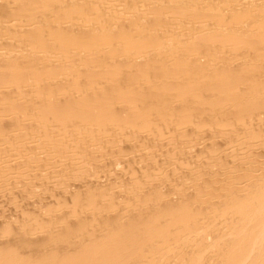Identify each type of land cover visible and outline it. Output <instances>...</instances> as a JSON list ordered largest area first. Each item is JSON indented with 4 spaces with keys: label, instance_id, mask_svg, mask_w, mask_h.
<instances>
[{
    "label": "bare ground",
    "instance_id": "obj_1",
    "mask_svg": "<svg viewBox=\"0 0 264 264\" xmlns=\"http://www.w3.org/2000/svg\"><path fill=\"white\" fill-rule=\"evenodd\" d=\"M2 32L0 202L81 183L1 213L0 264H264V0H0ZM183 136L186 187L101 183Z\"/></svg>",
    "mask_w": 264,
    "mask_h": 264
},
{
    "label": "rangeland",
    "instance_id": "obj_2",
    "mask_svg": "<svg viewBox=\"0 0 264 264\" xmlns=\"http://www.w3.org/2000/svg\"><path fill=\"white\" fill-rule=\"evenodd\" d=\"M1 34H3V37H2V35H1V37H0V42H1V38H2V40H4V39H9L8 41L10 42V38H11V37L9 38V37L7 36V35H8L7 33H6L7 38H6V36H4L5 32H4V33L2 32ZM3 38H4V39H3ZM15 38H16V37H15ZM15 38L12 37V39H11L12 42L14 41ZM16 39H17V38H16ZM4 41H5V40H4ZM8 41H7V42H8ZM2 42H3V41H2ZM2 42L0 43V48L2 47V49H4V48H5V45L7 44V42H4L5 45H4V43H2ZM9 42H8V44H7V47H8V45H9ZM12 42H10V43H12ZM14 42H15V41H14ZM14 42H13V43H14ZM15 43H16V42H15ZM18 43H19V42H18ZM1 44H3L4 47L1 46ZM183 137H184V136H183ZM183 137L180 138V140L182 139V141H180L179 145H178V144L176 145V146H180V149H181V147H183L184 149L188 147V145H187V146H186L185 144L182 145V143H184L183 141H186V137H184L185 140L183 139ZM181 142H182V143H181ZM142 145L144 146L145 144H142ZM146 145H147V147H150V144H146ZM181 145H182V146H181ZM143 146H142V148H143ZM184 146H185V147H184ZM127 148H128V147H127ZM127 148L125 147V150L123 149V150H124V153H125V151H126V153H128L129 148H128V149H127ZM140 148H141V146H140ZM142 148L139 149V147H136V148H133V149H137V150H135V152H133V150H132V152H131V151H129V152H131L130 154H133V153L135 154L136 152H138V153L140 152V154H143V153H144V154L142 155V156H144L146 153L149 152V151H148V152L145 153V151H146V150H149V148H148V149H145L146 146H144V149H142ZM176 148H177V147H176ZM150 149H153V150H151V152L153 151L152 153L149 152V155H150V156H153V155H154L153 157H151V158H153V159L148 158L149 156L146 157V156L148 155V154H146V156H144V157H145V158H144L145 162H143L144 160H143V158H142V160H140V161H137L138 159H137V160L135 159L137 162H140V163H138L139 165L136 163V165L133 164V167H132L131 165H132L133 162L130 163V164H131L130 166L133 168V169H132V168H131V169L134 171V173H133L132 170H128L129 167H130L129 164L126 165V163H122V162H121V164L119 163V164H116V165H114L115 163H114V164H113V163H112V164L108 163L110 166H108V164L106 163L105 165H103V166H105V167H103V166H99V167H101V168H102V167H103V168H106V170H105L106 172H104V173H102V171H103L104 169L99 170V173H100V171H101V173H102V174L100 173V175L98 174V169H101V168L97 167L98 165H94L96 168H98L97 170H96V168H94V167H93V168L91 167V168L94 169L95 171H97L96 173H97V175H99V177L102 175V176H101V179H102L103 181L101 180V183L104 182V183L106 184V182H107V185H105V184L103 183V184L105 185V187H106V186H109V189H110L111 187H112V188H111L112 190L114 189L112 192L117 193L116 196H117L118 198H116V200L118 199V201H119V199H120V203H124V202H121V201L123 200L122 197L124 198L125 195H124V196H123V195H122V196L120 195V198H119L118 195H119V194H123V192L125 191L126 187L129 185L130 180H131L132 178H134V177H135V178L137 177L136 179H138V177H139L140 181H141V179H142V181H143V180L145 181V178H144V177H145L146 175H148L149 173H151L150 171H152V170H154V171L157 173V174H156V173L154 172V174H156V175H160L161 178L164 177L165 173H166V175H168V174H169V175H172V176H170V177H169V175H168V176H165L167 179L164 178V180H166L167 183L170 182V184H171V185H174V186H175V184L177 183L178 185H176V187H178V186L186 187V186H184V185H187V184L190 183V181H188V179H186V177H185V175H186V170H188L189 167H190V165H189V164H190V163H189L190 160H189L188 157H187L188 154L185 155V154L182 152V151H186V150L181 149V150L178 152V149H174V150L171 149L172 152H169V153H171V156H173L172 154L175 153L176 155H174V156H175L174 158H176V157L178 156L176 159H174V160H176L178 163H177L176 161H172V162H174V163H172L171 165H173V164H174V165H173V166H170V165H169V166L167 167V163H166L167 161H165V160H166V158H168V156H170L168 153H167L168 155L165 153V152L167 151V150H165V149H167V148H164V149L162 148L160 151H158V150L154 151V150H155L154 147H152V148L150 147ZM159 149H160V148H159ZM142 150H143V151L145 150V151L143 152ZM164 150H165V151H164ZM209 150H210V149H209ZM209 150H208V151H209ZM162 151H163V152H162ZM169 151H170V150H169ZM167 152H168V151H167ZM177 152H178V153H177ZM180 152H182V153H180ZM206 152H207V149L204 151V153L206 154ZM138 153H137V154H138ZM154 153H155V154H154ZM156 153H157V154H156ZM185 153H187V151H186ZM134 154H133V155H134ZM152 154H153V155H152ZM161 154H162V155H161ZM164 154H165V155H164ZM179 154H180V156H179ZM181 154L184 155V156H182ZM205 154H202V155L205 156ZM207 154H208V152H207ZM207 154H206V156H207ZM209 154H210V151H209ZM125 155H129V154H125ZM166 155H167V157H166ZM200 155H201V154H200ZM163 156H164V157H163ZM161 157H162V159H161ZM180 157H182V160H181ZM183 157H184V158H183ZM185 157H187V158H185ZM135 158H137V156H135ZM138 158H140V157H138ZM147 158H148V159H147ZM155 159H156V160H155ZM157 159H158V161H157ZM163 159H165V160H163ZM177 159H179V160H177ZM186 159H187V160H186ZM152 160H155V161H152ZM162 160H163V161H162ZM188 160H189V161H188ZM136 161H134V162H136ZM141 161H142L143 163H141ZM146 161H147V162H146ZM156 161H157V162H156ZM155 162H156V163H155ZM145 163H147L148 165L145 164ZM153 163H154V164H153ZM160 163H161V164H160ZM186 163L189 165V167H188V165H187ZM140 164H141V166H140ZM165 164H166V165H165ZM169 164H170V163H169ZM106 165H107V166H106ZM119 165H120V166L122 165V166L120 167ZM124 165L127 166V168H126ZM137 165H138L139 167H138ZM143 165L148 166V167H146L147 170H146V168H144L145 166H143ZM161 165H162V166H161ZM206 165H207L208 168H209V166H211V165H209V164H206ZM206 165H205V167H206ZM208 165H209V166H208ZM134 166H135V167H134ZM150 166L153 167V168H151ZM212 166H214L213 169H215V164L212 165ZM88 167H89V166H87V169L85 168L87 171H89L88 169H90V168H88ZM107 167H108L109 169H108ZM115 167H116L117 169H116ZM122 167H123V168H122ZM140 167H141V168H140ZM158 167H159L160 170L157 169ZM164 167H165V168H164ZM207 167H206V168H207ZM110 168H111L112 170H111ZM118 168H119V169H118ZM134 168H135V170H134ZM137 168H138V169H137ZM139 168H140V171H141L142 173H140ZM162 168H164V169H162ZM173 168H174V170H172ZM186 168H187V169H186ZM136 169H137V170H136ZM149 169H150V171H149ZM169 169H170V171H169ZM180 169H181V170H180ZM68 170H69V169H68ZM68 170H67V171H68ZM86 170H84V171H86ZM90 170H91V169H90ZM107 170H108V171H107ZM109 170H110V171H109ZM114 170H115V171H114ZM126 170H127V172H128V171H129V172L131 171V173H129V172L127 173ZM145 170H146V171H149L148 174H147V172H145L146 175H145V173H143ZM164 170H165V171H168V174H167V172H165ZM176 170H178V171L176 172L177 174L174 173ZM67 171H64V173H66ZM70 171H73V170H69V172H67L66 175H70V173L72 174V172H70ZM78 171H79V170H78ZM78 171H77V172H78ZM92 171H93V170H92ZM112 171H113V172H112ZM118 171H119V172H118ZM124 171H125L126 173H124ZM135 171H136V172H135ZM157 171H159V173H158ZM172 171H173V173H172ZM179 171H181V172H179ZM74 172H75V174H76V171H74ZM110 172H111V173H110ZM137 172H139V173L137 174ZM160 172H161V173H160ZM164 172H165V173H164ZM64 173H63V174H64ZM87 173H88V172H87ZM89 173H90V172H89ZM92 173H93V172H92ZM96 173H94L95 176H97ZM106 173H107V174H106ZM112 173H114V175H113ZM115 173H118V174H115ZM178 173H179V174H178ZM51 174H52L51 177H53V176L55 177V178L53 177L54 179H56V178L59 179V178L62 177L61 174H60L61 177H59V175H56V176L53 175L54 173H51ZM73 174H74V173H73ZM90 174H91V173H90ZM126 174H127V175H126ZM140 174H141V176H139ZM143 174H144V177L142 176ZM151 174H153V172H152ZM184 174H185V175H184ZM103 175L105 176L104 178H103ZM111 175H112V176H111ZM125 175H126V176H125ZM130 175H131V176H134V177L131 178ZM180 175H181V176H180ZM40 176L42 177L43 175H40ZM48 176H49V180L53 179V178H50V175H48ZM64 176H65V175H64ZM64 176H63V177H64ZM162 176H163V177H162ZM63 177H62V178H63ZM108 177H110V178H108ZM114 177H115V178H114ZM119 177H120V179H119ZM122 177H123V178H122ZM177 177H180V178H177ZM42 178H43V179H42ZM42 178H39L40 181H39V180H36L37 182H35V183L33 184V185H34V188H36L34 191H33L34 188L32 187V184H30V186H29V185H27V184H24V185H23V183H21L22 186H21V185L18 186V188H19V187H24V186H25L24 189L26 188V185L28 186V188L26 189V190H28V192L25 190V191H26V193H25V191H24V193H25L26 195L29 193V194H28L29 196L27 195L28 198H30V196H31V198H32V199L30 198V202H28V203H27V201H29L28 198H27L26 195H25L24 193H22V192H19L20 198H18L19 195L17 194V193H18V192H17V185L20 184V183H17V184H16V182H15V184H16V187H15V188H16V190H15L14 188H13V190H14V192H16V194L14 193L15 196H13V199H14V197H16L15 199H17L18 203H19V200H18V199H21L22 201H20L19 204L22 203V205H20L21 207L18 208L19 204L17 205V202H16V204H15V202H13V199H12V198H11V199L9 198L10 200H12L11 203H10L9 199H6V198H5V199H6V202H5V201H1V202H0V206H1V207H0V209H1V210H0V211H1V212H0V216H2L1 213L4 215V214L7 212V210L10 208V210H8V212H7V213H9V215L6 213L5 216H8V217L10 216V217H11V216L13 215V216L11 217L12 219L15 218L14 216H17L16 218H18V215L20 216V212H19L20 209H21V208L23 209L24 206H25L26 204H27V205H30V207H35V208H36L38 205H40V206L37 207V209L40 208V207L43 205V204H40L41 202H42V203H45V204H46V202H48L47 204L49 205L50 203H52V202H54V201H57V200H55V199H58V200L61 199L60 196H62V195H60V194L58 193V192H60V191H58V190H63L64 188L67 189V187H65V186L69 185L68 187H70L71 185H73V186H74L73 188H72V187L69 188V189L72 190V189H74V188L79 184V182L81 183V180L78 181L79 179H81L80 177H79V178H76L77 180L75 179V180L73 181V180H72V178H73L72 175H71L70 177H67V176L64 177V181H65L66 183H70V184H66V185H65V184H64V181H62V183H63L65 186H64L62 183L59 184V185H58V184H55V183H56L55 181H56L57 179H56L55 181H54V179H53L52 182H54V183H52L51 181H49V185H48V184H47V183H48V182H47L48 177H47V179H46V175H45V179H46V180L44 179V176H43ZM62 178H61V180H63ZM65 178H69V179L71 178V180H72L74 183H71V182H72L71 180H69V179H65ZM74 178H75V177H74ZM74 178H73V179H74ZM105 178H108L109 180H108V179H105ZM117 178H118L119 180H118ZM129 178H130V179H129ZM169 178H170V179H169ZM115 179H116V182H115ZM121 179H122V180H121ZM136 179H134V180L132 179V181H135ZM176 179H177V180H176ZM42 180H44L45 182L43 183ZM106 180H107V181H106ZM175 180L178 181V182H176ZM186 180H187V181H186ZM67 181H71V182H67ZM76 181H77L78 183H77ZM118 181H119V182L121 181V182L119 183ZM128 181H129V182H128ZM142 181H141V182H142ZM181 181H183V182H181ZM38 182H39V184H37ZM126 182H127V183H126ZM173 182H174V183H173ZM187 182H188V183H187ZM40 183H43V184H42V185H43V189H42V185H40ZM101 183H100V184H101ZM121 183H122V184H121ZM125 183H126V184H125ZM131 183H132V182H131ZM131 183H130V184H131ZM138 183H140V182H138ZM180 183H181V184H180ZM75 184H77V185H75ZM179 184H180V185H179ZM35 185H37V186L39 185V187H37V186H35ZM45 185H48V186H45ZM60 185H62L63 188H62ZM117 185H118V186H117ZM120 185H121V186H120ZM12 186H13V185H12ZM14 186H15V185H14ZM110 186H111V187H110ZM30 187H32V188H31L32 191H31ZM119 187H120V188H119ZM122 187L124 188V191H123V188H122ZM37 188H38V191L40 190V192H43V191L46 192V190L49 191L50 189H52V190L54 189L55 194H53L54 192H51V193H52L54 196H56V197H54L53 195H51V196L53 197V199L50 198V195H47L48 192H47V193H44V192H43L42 194H40V193H38V191H36ZM39 188H40V189H39ZM107 188H108V187H107ZM115 188H116V189H115ZM19 189H20V188H19ZM22 189H23V188H22ZM24 189H23V190H24ZM48 189H49V190H48ZM57 189H58V190H57ZM111 189H110V190H111ZM29 190H30L31 192H30ZM42 190H43V191H42ZM50 191H51V190H50ZM50 191H49V194H51ZM56 191H57V193H56ZM33 192H34V193H33ZM62 192H63V191H62ZM32 193H33L34 195H35V194H36V195L39 194L40 197H35L36 195H35V196H32V195H33ZM60 193H61V192H60ZM30 194H31V195H30ZM57 194H59V196H57ZM61 194H62V193H61ZM16 195H17V196H16ZM24 195H25V197H24ZM43 196L46 197V198H44ZM126 196H127V195H126ZM21 197H22V198H21ZM23 197H24V198H23ZM47 197H48V199H47ZM59 197H60V198H59ZM33 198H34V199H33ZM38 198H39V200H36V199H38ZM49 198H50V199H49ZM5 199H4V200H5ZM15 199H14V201H16ZM23 199H24L25 201H24ZM51 199H52V200H51ZM121 199H122V200H121ZM1 200H2V198H1ZM26 200H27V201H26ZM31 200L33 201L32 203H34L33 206H31V204H32V203H31ZM40 200H43V201H40ZM46 200H47V201H46ZM48 200H49V201H48ZM124 200L126 201V199H124ZM124 200H123V201H124ZM3 202H4V203H3ZM12 202H13V203H12ZM39 202H40V203H39ZM49 202H50V203H49ZM9 203H10V204H9ZM30 203H31V204H30ZM35 203H36V204H35ZM37 203H39V204H37ZM1 204H2V205H1ZM5 204H6L7 206H6ZM11 205H12V206H15V207L17 206V207H16V208H15V207H12V208H11ZM23 205H24V206H23ZM22 206H23V207H22ZM7 207H8V208H7ZM26 207H29V206H26ZM3 208H4V209H3ZM13 208H15L17 211H16L15 209H13ZM35 208H34V209H35ZM18 209H19V210H18ZM11 210H12V211H11ZM4 211H5V212H4ZM11 213H12V215H11ZM16 213H19V214H16ZM16 218H15V219H16Z\"/></svg>",
    "mask_w": 264,
    "mask_h": 264
}]
</instances>
